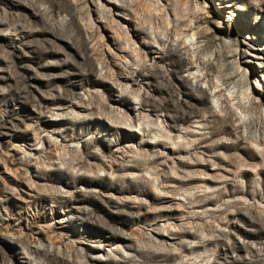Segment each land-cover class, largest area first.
Returning a JSON list of instances; mask_svg holds the SVG:
<instances>
[{
  "label": "rangeland",
  "instance_id": "rangeland-1",
  "mask_svg": "<svg viewBox=\"0 0 264 264\" xmlns=\"http://www.w3.org/2000/svg\"><path fill=\"white\" fill-rule=\"evenodd\" d=\"M173 1L0 0V264H264V0Z\"/></svg>",
  "mask_w": 264,
  "mask_h": 264
},
{
  "label": "bare ground",
  "instance_id": "bare-ground-1",
  "mask_svg": "<svg viewBox=\"0 0 264 264\" xmlns=\"http://www.w3.org/2000/svg\"><path fill=\"white\" fill-rule=\"evenodd\" d=\"M91 1L94 4H96V6L100 10L110 9L114 12V14H116L120 17L122 16V18L126 19V22L130 21L129 26H124V25L122 26V28L126 29V30L124 29V32L127 34V38H128L127 42H128L129 46H131L133 43L132 33H131V29H130L131 25L132 26L134 25L136 29H138L140 27H144V25L141 21L142 19H149L152 22H160L166 28H169L171 24L176 25V24L180 23L181 21H186L188 18L187 11L184 13V15L182 17L178 14L176 6H175V2L173 0H139V4L141 2H143L142 12H140L141 10L139 11L141 4L140 5L136 4L135 3L136 0L135 1L134 0H91ZM116 19H118V18H116ZM145 21H147V20H145ZM150 32L153 33L152 30ZM237 50H235V53L237 52ZM233 62L234 63H232V64L235 65L234 72L228 74V76L231 78H234V77L240 75L241 71H242L241 67L238 65V62H236V60H234ZM209 63H210V61L203 60L204 65H208ZM244 77H246V73L242 74V76H240L238 81L240 83H242ZM194 150L197 151V149H194ZM198 165H202V164L199 163ZM191 171H192V169L187 170V173H186L187 177L191 176Z\"/></svg>",
  "mask_w": 264,
  "mask_h": 264
}]
</instances>
